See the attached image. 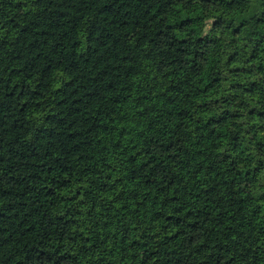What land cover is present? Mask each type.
I'll return each instance as SVG.
<instances>
[{"label": "trees", "instance_id": "16d2710c", "mask_svg": "<svg viewBox=\"0 0 264 264\" xmlns=\"http://www.w3.org/2000/svg\"><path fill=\"white\" fill-rule=\"evenodd\" d=\"M0 264H264V0H0Z\"/></svg>", "mask_w": 264, "mask_h": 264}]
</instances>
